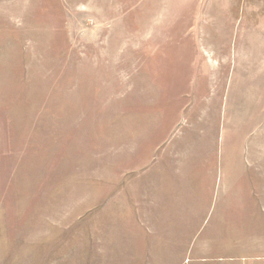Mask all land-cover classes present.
<instances>
[{
	"label": "rangeland",
	"instance_id": "obj_1",
	"mask_svg": "<svg viewBox=\"0 0 264 264\" xmlns=\"http://www.w3.org/2000/svg\"><path fill=\"white\" fill-rule=\"evenodd\" d=\"M0 264H264V0H0Z\"/></svg>",
	"mask_w": 264,
	"mask_h": 264
}]
</instances>
